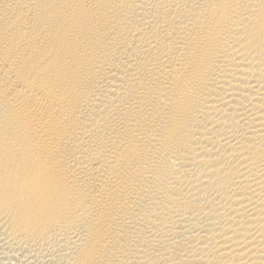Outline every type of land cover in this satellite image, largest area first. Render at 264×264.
Masks as SVG:
<instances>
[{"label":"bare ground","instance_id":"bare-ground-1","mask_svg":"<svg viewBox=\"0 0 264 264\" xmlns=\"http://www.w3.org/2000/svg\"><path fill=\"white\" fill-rule=\"evenodd\" d=\"M0 254L264 264V0H0Z\"/></svg>","mask_w":264,"mask_h":264},{"label":"rangeland","instance_id":"rangeland-1","mask_svg":"<svg viewBox=\"0 0 264 264\" xmlns=\"http://www.w3.org/2000/svg\"><path fill=\"white\" fill-rule=\"evenodd\" d=\"M0 256H1V258H2V254H0ZM13 262H14V260H13ZM13 262H12V263H13ZM13 264H17V262H16V263L14 262Z\"/></svg>","mask_w":264,"mask_h":264}]
</instances>
